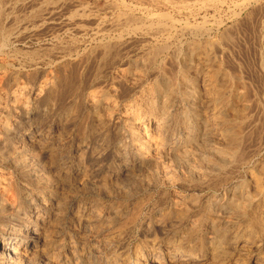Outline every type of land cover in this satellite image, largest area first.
Segmentation results:
<instances>
[{"label":"rangeland","instance_id":"1","mask_svg":"<svg viewBox=\"0 0 264 264\" xmlns=\"http://www.w3.org/2000/svg\"><path fill=\"white\" fill-rule=\"evenodd\" d=\"M5 1L6 0H0V12L2 13V14L0 13V31H1L0 32V40H1L0 41V64H1L0 65V115L1 116H7L10 119H12L11 121H13L12 126H13L14 130L9 132V134H4L3 132H0V147L2 145L4 146V147L2 146L0 148V177H1L0 178V263L1 264H3V263L11 264V261H9L10 257H11L10 253L15 251V249L17 248L18 245H20V249H23L26 252H28V249L32 245V243L35 244L37 242L38 239L36 237L35 238L32 237V239L34 238L36 240V242H31V240H28V243L27 244L25 243L28 239V238L26 239V237H25L26 231L27 230L31 231V230H29V228H31L30 226H32L33 227L32 230L34 229V231H35L36 225H37L36 221L34 220L36 215H34L35 210H34L32 205L35 203V204H38L40 206H44V208L42 209L43 211L41 212V214L43 215V214H45V212H44L45 207L50 208L49 205L53 201L52 198H55L57 196H58L59 201H60L61 206H62V212H60L61 215L60 214L58 215V216H60V217H58V218H60L58 221V223L60 222L59 223L60 226H58L56 228V226L53 225V228L52 227L50 228V226H49L46 229L48 231L50 230L48 232L49 234H51V235L53 234L52 235L53 236L52 237L53 238V244L51 246L54 248H52V253L53 254L56 253V255H59V260L61 261L62 264H88V263L89 264H111L112 261H115V258L117 256H120L121 258H125L129 264H135L136 263V261H135V253L136 252L135 251L137 249H139V250L146 249V251H147V249H148L147 246L151 245L152 248H154L156 250L158 249L159 251H162L164 244L169 239L172 238V239L177 240V239H181L183 237L184 238L188 237V235H189V237L186 239L187 241L184 240L186 242V244L182 247L183 250L185 252H190V251L197 252L196 249L198 251L203 250V248H205V247L204 246L202 247L203 243L201 242V237L204 234L203 233L204 227L203 228L199 227L198 229L196 228V230H198V231H196L195 229L190 231V226L188 225L187 219H185V218L182 219L179 216V214L176 211H174L176 209H174L170 205H172L176 199H177L176 201L181 200L180 202H182L183 206H186V207H184V209L189 213V215L196 217L198 214H201V213L205 214L204 211L206 208L205 207L206 202L209 199H211V197L213 195L220 194L221 192H223L224 188L229 186V184L232 181L244 179L245 176L247 175V173H249L250 169L253 170V171L252 170L251 171L254 172V174L262 177V180H264V113H263L264 112V110H263L264 109V65L262 66V64H264V16H263L264 10L263 9L261 10L258 6H253V7L250 6L249 8H247V10H244L245 12L243 11L241 13V15L239 16L240 19L239 18L238 19H232L230 17V12H229L230 10L227 8H224L225 10L223 9L217 13H214V14L212 12H210L207 15V18H209L210 21H214V20L216 21V19H217V21H219L218 19H220V21H222V26H221L220 31L210 32V36H211L210 38H212V40H215L216 42L218 41V46L215 47V49L213 51V53L216 52V53H218V55H216V53H215V54H213V57H214V55H216L217 58H216V56L214 58L219 59V60L216 61V59L214 60V58H213L214 61L212 60L211 62H214L215 64L211 63V62H210L211 64L209 63L208 69L210 71L207 69L205 72V75H206V73H208L210 76L207 74L208 76H206V77L208 79H210L217 72L216 70H218V69H221V71L223 70L224 73L225 72L227 73V74L225 73L226 78L224 79V81L222 80L220 82V90H218L216 87L211 86L212 88L208 89V91H207L208 97L210 94L214 96L215 93H217L218 91H222L221 92L223 94L222 104L228 105V107L225 110L226 113H224L225 117H227L226 114H228V117L225 118V123L228 126H231L233 128L235 126H238L234 129H235L236 133H238L239 135L242 134L241 135L242 137L237 135L239 140H241V138H242V140H241L242 142L238 141V144L240 143L242 146H240V145L239 146L242 149H244L243 151H245V153H243V151L241 149V152L243 153L244 157L247 160V161L245 160L247 165L244 163L242 165L237 166V168L235 167L233 169V172H231L229 174L230 175L229 177H231V181L230 182L228 181L226 184H224V186L221 184H218V180L213 178L210 186H207V188L206 187L204 188L202 186V187L196 188L195 190L191 189V188H189V190H188V188L183 187L181 182H177V181L176 182L174 181L175 183H173V186H172V182L170 184H166L167 187H166V185H160V184L156 185L153 182V180H151L152 175H151V173H149L150 172L149 168L144 169V170H146L145 173L143 172L144 170H139V171L137 170L136 171L134 169H129V171L126 172L124 175L119 173L120 169H121L119 165L121 164L122 161H120V160L116 161L114 156H115V153L118 151L117 148L119 147V144H120L118 142V138L120 139V136L122 133V128L124 127L122 122H119V123L113 122L112 123V122H109V120L107 119V123L109 122V125L107 123H105L104 125L106 126V128L108 127V129L106 130L102 124L101 126H103L104 128L101 126H98L97 127L98 129L101 128L100 130H98L93 126L94 121L91 122L92 118L90 117V114L87 112V110L85 108V97H86L87 93H89V91H91L92 89L93 90H96V89L101 90V88H102L103 91H105V89H106V91H105L106 93L109 94V92H110V94L113 93L112 95L116 94L117 96L116 95H114V96L117 99L120 98L119 99L120 100L119 104H121L120 108H123V106H124L123 103H127L125 101V98H128V96L130 95L129 96L130 99L134 98L133 100L138 101L140 106H142L141 109H143V111H146V108L148 105V101H147L148 91L150 90L151 86L152 87L154 86V83L156 82L155 80L157 78L155 76L156 74L153 73L154 71H152L151 69H147V68L144 69V65H143L142 61L144 59L145 52H143L141 50H144L148 43L150 45H152V44H154L155 41L153 39L150 40L149 37L143 36L142 34L141 35L137 34V36L133 35V37L131 36L129 38H126L127 42L128 41L129 42H128V44L126 43L127 45L125 44V48H124L123 43L119 44V46H116V48H114L112 54L110 55L111 57H108V60H106V61L100 57V54L97 53L98 51H95L96 53L95 52L93 53L94 55L96 54L95 57H93L94 56L93 54H92V56L89 55L90 51H88V50H93L94 46H96V43H97L96 41H98V39L95 37L94 29H96L97 25L100 23L99 21L102 20L104 23L108 24L110 22V20H112V18H114L115 15H117L116 11L118 12L117 9H113V7H111V6L115 5L114 7L116 8V5H118L120 3V1L122 2L123 0H120V1L119 0H58V1L57 0H54V1L53 0H7L6 2ZM117 1H119V2H117ZM126 1H128V3L131 2L130 0H126ZM114 2H116V3H114ZM14 3H15V6H13ZM70 3L71 4L73 3V4L71 5ZM74 3H75V5H74ZM51 4H52V6H51ZM10 6H11V8H10ZM12 6H13V8H12ZM1 9H2V11H1ZM80 10H81V12H80ZM157 11L159 12L161 10H157ZM165 11L167 13L170 12L169 14H171V16H173L176 19L179 18V20H185L184 15H181L179 13L177 14V12L175 14V12H173V11L172 12L174 14H172L171 11L163 10V12H165ZM7 12H8V14H7ZM79 12H80V14H78ZM224 13H228V14H226L227 16ZM23 14L25 16H23ZM211 14H213L215 16H213ZM90 15H91V17H90ZM211 16H213L215 19H212L213 17H211ZM220 17L221 18L223 17V19H221ZM40 18H41V20H40ZM238 20L241 24L238 22ZM11 21H13V22H11ZM235 21H237V22H235ZM76 28H78V29H76ZM236 28H238V29H236ZM12 29L13 30L15 29L14 30L15 32ZM7 30L8 31L11 30V32H8ZM109 30H110V28H107L106 31L108 32V35L110 37L115 36L117 34V32H119V31H116L114 29H111V31H109ZM4 31H7L8 33L7 32L5 33ZM75 32H77V33H75ZM9 33H11V34H9ZM219 33H220V35H223V36L226 35V33H227V35L225 37H223V36H220ZM5 34L6 35L8 34L11 39H9L8 42H6L5 46H3L1 43L5 37ZM23 34H26V35H23ZM193 36L194 35L192 33L185 32V33H183V35H180L176 38L175 42L172 44L171 49L169 50V53L166 55L167 57L163 58L164 61L168 60L167 58H169V61L174 62V63H171V62L168 63V61H165L163 63V60L160 61V62H162L161 63L162 66H163V64H166V65H164V67L161 66L162 70H164V72H165V73L163 72L164 75L165 76L167 75L166 77H168V78H169V76L174 77V75H177V73L180 71V69L186 70L185 68L188 69V70H186V72L192 71L190 73L187 72L189 75L192 73L196 74L198 72V71H195V68H192V67L198 65L197 62H195V61L194 62L192 61V63L189 62V64H188L189 66H185V64L188 62L182 61V59H179L177 57L178 53L175 51V50L179 49V47H180V50L182 51V53H181L182 56L184 53H187L186 49H188L190 47L189 44L193 45L195 43V37H193ZM2 37H3V39H2ZM94 37H95V41H94ZM220 37H222L221 40H220ZM217 38H218V40H216ZM223 38H225V39H223ZM249 38H251V39H249ZM136 39H137V41H136ZM143 39H144V41H143ZM146 39H148V40H146ZM229 39H230V41H229ZM126 40H123V42H126ZM145 40L147 43L145 42ZM149 40H150V42H149ZM219 41H221V42H219ZM254 41H255V43H254ZM72 42H74V44ZM94 42H95V45H94ZM142 42H144V43H142ZM179 42H180V44H179ZM186 42H188V43H186ZM74 45L77 46V48ZM121 45H122V48H121ZM72 46H74V47H72ZM54 47H55V49H54ZM69 47L70 48L72 47L71 48L72 52L69 51ZM118 47L120 49H118ZM115 49H116L117 54L114 52ZM139 49H141L140 51L143 52L144 55L139 51ZM65 50H67V52ZM119 50H121V51H119ZM122 50H123L124 54L122 53ZM132 51H134V52H132ZM63 52L65 55L63 54ZM78 52L79 53L81 52V53L79 54ZM75 53H77V54H75ZM114 53H115V55L113 56ZM120 53H122V54H120ZM170 53H171V55H170ZM173 53L175 55H172ZM69 54H71V55H69ZM249 54H251V55H249ZM83 56L84 57L86 56V59ZM87 57H88V59H87ZM112 57L115 59H112ZM170 58H172V59H170ZM99 60L101 62L103 60V63H101ZM109 60H112V61L110 62ZM114 60H115V62H114ZM174 60H176V61H174ZM177 60L180 62H177ZM229 60H230V62H228ZM113 62L115 65H113ZM167 63H168V66H171V65H173V66L168 67ZM176 63H177V65H176ZM179 63H180V66H178ZM67 64H68V66H67ZM108 64L109 65L112 64V65L109 66ZM183 65L185 66L184 68H182ZM219 65H221L220 66L221 68L219 67ZM118 66H120V67H118ZM251 66H254V67H251ZM122 67H123L124 71H123ZM168 68H169V70L165 71V69L167 70ZM135 69H137V70L135 71ZM176 69L177 70L179 69V70L177 71ZM229 69H231V70H229ZM147 70H148V72H147ZM97 71H98V73H97ZM121 71H123V72H121ZM126 71L129 72L128 75L131 76L132 79L129 78ZM134 71L136 73H134ZM141 71H142V73H141ZM231 71H232V73H231ZM170 72L171 73L174 72L175 74L173 73L174 74L173 75ZM123 73H125V74H123ZM131 74H133V75H131ZM136 74L139 76H137ZM195 74H194V76H192V75H190V76L195 78L198 86L200 85V87L197 88L198 92L196 91V95H197L196 103H197V106L199 105L201 107L200 108L198 106L199 107L198 109H201L204 112L205 111L208 112L209 109L212 108V106L214 107V105H213L214 103L213 102L210 103L208 99L210 98L212 101L213 98L209 97L208 99H205V98H204V100L202 99L203 97H201V96H204V93H205V92L203 93V91H204L203 88L201 89V82L200 81L202 79V76L200 75L199 72L196 75ZM211 74H212V76H211ZM118 75H120L121 78ZM199 76H201V77H199ZM134 77L137 78V80H135ZM152 77H154V78H152ZM113 78H115V79L117 78V79L115 80ZM138 79H141V80H138ZM150 79H151V81H150ZM245 79H247V80H245ZM78 80H80V81H78ZM140 81H142L141 84H143V86L142 85L140 86V83H139ZM149 81H150V83H149ZM153 81H155V82H153ZM227 81L230 83H228ZM45 82H49L52 87L49 85V89H48L49 91L46 90L47 93L46 92L42 93L41 97L39 98L40 100H38V102L35 104V106H33L31 108V111L29 114L27 113V111H28L27 108H23L20 104H13L14 102L12 100V94L17 95V94H19V92L21 90L37 89V88H39L40 85H42ZM52 82L54 83L53 85L51 84ZM70 82H71V84H70ZM82 83L85 86L82 85ZM226 83L228 86L227 85L225 86ZM3 84H5V85H3ZM131 84H132V86H131ZM148 84H149V86H148ZM87 85L90 87H88ZM103 86H104V88H103ZM133 86L134 87L136 86V89H134ZM222 86H224V88H222ZM91 87H92V89H91ZM97 87H99V88H97ZM215 88L218 91H216ZM130 89H131V91H130ZM83 90H84V92H83ZM140 90H141V92H140ZM143 90H144V92H143ZM201 91H202V93H201ZM224 91H226L225 93H227V94L223 93ZM230 92H232V93H230ZM143 94H145V95L147 94L146 97ZM224 94H225V97H224ZM126 95H127V97H126ZM135 95L138 96L139 98L138 97L136 98ZM230 95H232V96H230ZM81 96H83L84 98ZM80 97H81V99H80ZM82 99H84V100H82ZM141 99H142V101H139ZM55 100H57V101H55ZM197 100H198V102H197ZM231 101H232V104H231ZM204 102H206V103H204ZM201 103H204V104H201ZM209 103H210V106H209ZM218 104L220 105V103H218ZM205 106H206V108H205ZM207 106L209 108H207ZM77 107H79V110ZM25 109H27V110H25ZM73 109L76 110V113L74 112V114H73V111H75V110H73ZM77 111L79 112V114ZM229 111L232 113H230ZM237 111H238V113H236ZM227 112H229L230 114ZM69 113H70V115H69ZM87 113L89 114L90 118L88 117ZM258 115H260V116H258ZM70 116H71V118H70ZM78 117L80 118V120H78L79 119ZM235 118H238V120L236 121ZM72 119L74 120L73 122H75L74 124H72L73 123ZM77 120H78V123H77ZM242 121L244 123H242ZM148 122L149 121L147 120L146 124L150 125L151 123H148ZM228 122H231V123L228 124ZM110 123L113 125H111ZM116 124L118 127H115ZM241 125H242L243 129H242ZM34 126L38 127V129L45 134H49V133L51 134L52 133V134H55L56 136L58 135L57 137L60 138L61 145L65 148L66 151L71 150V152L74 154L75 153L76 154L80 153L79 155L83 154L84 161L82 163H83V165H85V167L87 166L86 168L89 171V174L91 172V174H92L91 179L87 180L85 177H83V178L79 177L78 180L75 179V181L67 182L66 186H64L63 189L60 190V192H58L57 189L54 187V185L57 184V180L48 183L47 180H45V179H47L48 176L51 175L50 174V172H51L50 171V164H49V161H50L49 160L50 159L49 152L45 151V150L42 151V149H40V147L37 146V144L34 142H33L34 144L32 142L30 144V142H27L26 139H24V142L22 141V138H26V137L28 138L29 135L27 133L30 130V128H32ZM91 130L99 131L100 133H104L105 135H107V138L109 139V143L111 145L109 144L108 146L102 147V144H101L102 141H101V139H99V136L97 135L98 133L94 134L95 136L92 134L91 135L92 137L90 136L88 138H85V136L88 135L89 131H91ZM119 131H120V133H119ZM108 132H109V134H108ZM118 134H119V136H118ZM97 136H98V138H97ZM114 139H116V141H114ZM249 140H251V141H249ZM113 141H114V143H112ZM223 141L224 140L221 137L220 138L218 137V142L222 143ZM247 142L250 143V145H248ZM88 143H89V145H88ZM5 144L8 146H5ZM85 145H87V146H85ZM34 147H37V148L39 147V151H37L38 149L34 148ZM104 147H105V149H104ZM9 148L12 150L9 151L8 150ZM16 150H17V152H16ZM100 151H101V153H100ZM248 152H249V154H248ZM20 155H22V156L20 157ZM35 155H36V157H35ZM37 157H38V159H36ZM48 157H49V159H48ZM17 159H19V160H17ZM23 159L26 160V162ZM40 160L42 162H36V161H40ZM126 161L129 163H132L133 158L129 157L128 159H126ZM22 164H24V165L22 166ZM41 164H42V166H41ZM45 165H47V166H45ZM246 166H248V167H246ZM253 168H255V169H253ZM173 171L174 172L176 171L175 174L171 171V169H170V173H169L173 177H171L168 174V176H170V178H172V179L173 178L175 180H177L178 178L183 179V177L185 176L184 172H181L182 170H180V168H178V169L176 168V170H173ZM42 173L44 174V176ZM147 173H149L150 175ZM262 174H263V176H262ZM1 175L4 177H2ZM110 175H113V176L115 175L118 177L115 179V176L111 178ZM139 175L140 176L142 175L143 177L142 176L140 177ZM120 177H121V180H120ZM130 177H132V178H130ZM147 177L150 179H148ZM214 179L217 180V183ZM145 180H146V182H145ZM37 182H39V183H37ZM80 182H82L81 185L79 184ZM106 182H108V184ZM152 182H153V185H149V183L152 184ZM86 183H88V184H86ZM177 183L180 184L181 186L178 185ZM68 184H71L70 187H68L69 186ZM212 184H215V185H212ZM105 185H107L108 188H107V186L104 187ZM43 186L44 187L46 186V187L44 188ZM86 188H88V189H86ZM1 190H4V192ZM61 198L63 199V201L61 200ZM63 203H64V205H63ZM92 209L94 212H97V213L99 212L102 215L103 222L100 223L101 225L99 224L100 226L97 225L96 228L94 227V229L85 228V227L83 228V226L80 223H78V221L74 218V214L77 213L78 211L84 212L85 214L86 213L90 214L92 212ZM96 210H98V211H96ZM112 210H114V211H112ZM197 211H198V213H197ZM40 220H42V216H40ZM237 222L238 221H236L235 227L231 228V230H230L231 232L228 231V233L230 232V234H228L229 240L233 239L232 237H235L236 234H239V230L243 231L245 229V225L243 227L242 224H244V223H242V221L240 222V224H237ZM106 223H107V225H106ZM240 225H241V227H240ZM238 227H239V230H237ZM235 228H236L237 232H236ZM98 229H99V231H98ZM199 229H201V230H199ZM54 231H56V233ZM185 231H186V233H185ZM190 233L193 235H191ZM201 233H203V234H201ZM260 236H259L260 247H258L257 249H255V247H252L250 244H248V246L246 247L247 249H243L244 252L243 251L241 252V251H239L238 247L234 248L233 245L231 244L232 245V246L230 245L231 253H233L235 255V257L238 255H239L238 256L239 258L244 257L243 259L246 260V261L244 260V262H246V264H249V263L253 264L251 262L252 260L255 261V259L257 257L260 258L261 256L264 255V234H260ZM191 237H193L194 239L190 243V242H188V240H190ZM80 238H81V240H80ZM95 240L96 241L100 240L104 244H106V243L109 244L111 246L112 250H114V251L113 252L112 251H101V254H99V253L97 254L95 252L93 255L94 257H93L91 254L92 251L90 252V249H91V244L93 242H96ZM193 244H195L193 246L194 248H192ZM240 253H241V255H240ZM99 255L100 256L102 255V259ZM89 257L91 260L89 259ZM105 257L107 258V261L105 260ZM97 258H99V259H97ZM92 260H96V261H93V263H91L90 261H92ZM24 263L25 264H47L46 261L43 260V257L40 254L35 255V256H32V255L28 256V259L27 260L24 259L22 261V263H20V264H24ZM238 263H240V262H238ZM238 263H235V260H234V261H232V263H228V264H238Z\"/></svg>","mask_w":264,"mask_h":264},{"label":"bare ground","instance_id":"2","mask_svg":"<svg viewBox=\"0 0 264 264\" xmlns=\"http://www.w3.org/2000/svg\"><path fill=\"white\" fill-rule=\"evenodd\" d=\"M7 1V0H6ZM5 1V2H6ZM54 1V0H53ZM52 1V2H53ZM58 1V0H57ZM120 1V0H119ZM117 1V2H119ZM131 2L123 0L116 8L114 6L113 9H117V15H115L112 20L108 24L104 23L100 20L99 24L97 25L95 31V37L98 39L96 41V46H94L93 50L90 51L89 55L95 51L100 54V57L103 60H108V57H111L114 48L119 46V44L123 43L124 48L127 42L126 38L133 37V35L142 34L143 36H147L153 39L155 42L154 44L149 45L147 44L144 50L139 49V51L145 52V56L143 59L144 69H151L154 71L156 75V82L154 86L150 88L148 91V105L146 111L141 109L142 106L138 103V101L133 100L134 98L130 99V95L128 98H125L127 103H123V108H120L121 104H119V99H117L114 95L106 93L102 90H93L92 87L91 91L87 93L85 97V108L87 112L90 114L91 122L94 121V127L98 129V126H103L107 130L108 127L104 125L107 123V119L109 122H122L123 128L120 139L118 138L119 147L117 148L118 151L115 153V160L122 161L120 166L121 174H125L129 171V169L134 170H144L145 168H149L153 182L156 185H166L177 182H181L184 188H191L196 189L198 187H206L210 186L212 179L215 178L218 180V184L224 186L228 181H231V177H229L230 173L233 172V169L239 165L246 164V158L244 157L243 151L238 144V141L242 142V134L236 133L235 129L231 126H228L225 123L224 113H226V108L228 107L227 104H222L223 94L220 90V82L226 78V74L221 71V69L216 70L217 72L212 76V78L208 79L206 76L209 74L205 72L209 67V63L213 60V58L218 55H214L213 51L215 47L218 46V41L212 40L210 38V32L212 31H220L222 26V21H210L207 18V15L212 12L217 13L224 8L229 9L230 17L232 19H238L241 13L244 10H247L250 6H258L261 10H264V0H130ZM10 2V1H9ZM15 2V1H14ZM17 2V1H16ZM35 2V1H34ZM38 2V1H37ZM41 2V1H40ZM75 2V1H74ZM112 2V1H111ZM32 3V2H31ZM78 3V2H77ZM76 3V4H77ZM116 3V2H114ZM7 4V3H6ZM30 4V3H29ZM48 4V3H47ZM50 4V3H49ZM71 4V3H70ZM73 4V3H72ZM71 4V5H72ZM41 5V4H40ZM58 5V4H57ZM75 5V3H74ZM109 5V4H108ZM15 6V3L14 5ZM12 6V8H13ZM52 6V4H51ZM5 7V6H4ZM80 7V6H79ZM11 8V6H10ZM30 8V7H29ZM44 8V7H43ZM42 8V9H43ZM73 8V7H72ZM87 8V7H86ZM109 8V7H108ZM82 9V8H81ZM4 10V9H3ZM27 10V9H26ZM54 10V9H53ZM111 10V9H110ZM161 10V11H157ZM163 10L177 12V14L184 15L185 20H179L171 16V14L167 13ZM225 10V9H224ZM260 10V11H261ZM2 11V9H1ZM60 11V10H59ZM64 11V10H63ZM71 11V10H70ZM87 11V10H86ZM89 11V10H88ZM38 12V11H37ZM41 12V11H40ZM81 12V10H80ZM80 12L78 14H80ZM85 12V11H84ZM172 12V14H174ZM227 12V11H226ZM245 12V11H244ZM247 12V11H246ZM256 12V11H255ZM1 13V12H0ZM16 13V12H15ZM89 13V12H88ZM253 13V12H252ZM2 14V13H1ZM6 14V13H5ZM8 14V12H7ZM33 14V13H32ZM211 14V15H213ZM225 15L228 13H224ZM261 14V13H260ZM22 15V14H21ZM38 15V14H37ZM73 15V14H72ZM95 15V14H94ZM220 15V14H219ZM255 15V14H254ZM257 15V14H256ZM23 16H25L23 14ZM31 16V15H30ZM114 16V15H113ZM179 16V15H178ZM215 16V15H213ZM211 16V17H213ZM227 16V15H226ZM264 16V15H263ZM6 17V16H5ZM33 17V16H32ZM44 17V16H43ZM91 17V15H90ZM100 17V16H99ZM106 17V16H105ZM176 17V16H175ZM250 17V16H249ZM2 18V17H1ZM17 18V17H16ZM19 18V17H18ZM85 18V17H84ZM221 18V17H220ZM226 18V17H225ZM261 18V17H260ZM30 19V18H29ZM65 19V18H64ZM70 19V18H69ZM79 19V18H78ZM212 19H215L214 17ZM223 19V17L221 18ZM240 19V18H239ZM36 20V19H35ZM41 20V18H40ZM87 20V19H86ZM99 20V19H98ZM74 21V20H73ZM93 21V20H92ZM232 21V20H231ZM253 21V20H252ZM13 22V21H11ZM224 22V21H223ZM226 22V21H225ZM237 22V21H235ZM239 22V20H238ZM77 23V22H76ZM89 23V22H88ZM240 23V22H239ZM248 23V22H247ZM16 24V23H15ZM25 24V23H24ZM29 24V23H28ZM87 24V23H86ZM235 24V23H234ZM238 24V23H237ZM236 24V25H237ZM241 24V23H240ZM11 25V24H10ZM23 25V24H22ZM70 25V24H69ZM95 25V24H94ZM227 25V24H226ZM229 26V25H228ZM23 27V26H22ZM25 27V26H24ZM47 27V26H46ZM66 27V26H65ZM245 27V26H244ZM251 27V26H250ZM9 28V27H8ZM107 28L114 29L117 32L115 36L110 37L108 32L106 31ZM3 29V28H2ZM5 29V28H4ZM78 29V28H76ZM235 29V28H234ZM238 29V28H236ZM6 30V29H5ZM13 30V29H12ZM15 30V29H14ZM13 30V31H14ZM73 30V29H72ZM80 30V29H79ZM113 30V31H114ZM226 30V29H225ZM244 30V29H243ZM256 30V29H255ZM258 30V29H257ZM8 31V30H7ZM7 31H4L5 33ZM12 31V32H13ZM78 31V30H77ZM92 31V30H91ZM1 32V31H0ZM3 32V31H2ZM8 32H11L8 31ZM7 32V33H8ZM15 32V31H14ZM115 32V31H114ZM185 32L192 33L195 37V43L189 44L190 47L187 50V53H184L183 56L181 55L182 51L179 49L175 50L178 55L179 59L182 61H187L188 63L185 66H189V62L192 61L197 62L198 65L192 68H195V71H198L202 76L201 79V89L203 88L204 96L202 99H208L212 97V101L209 98L210 103H214V107L209 109V111H203L198 109L196 99V91L200 85H197V81L195 78L191 77L186 70L187 68L180 69L177 75H174V72H170L174 75V77H166L164 75V70H162L161 65L164 57L166 58L169 50L172 47V44L175 42L176 38L180 35H183ZM223 32V31H222ZM236 32V31H235ZM250 32V31H249ZM68 33V32H67ZM77 33V32H75ZM112 33V32H111ZM215 33V32H214ZM244 33V32H243ZM255 33V32H254ZM2 34V33H1ZM11 34V33H9ZM17 34V33H16ZM20 34V33H19ZM18 34V35H19ZM69 34V33H68ZM113 34V33H112ZM216 34V33H215ZM249 34V33H248ZM247 34V35H248ZM259 34V33H258ZM22 35V34H21ZM26 35V34H23ZM75 35V34H74ZM190 35V34H189ZM220 35V33H219ZM227 35V33H226ZM226 35H220L225 37ZM17 36V35H16ZM29 36V35H28ZM217 36V35H216ZM215 36V37H216ZM230 36V35H229ZM254 36V35H253ZM256 36V35H255ZM87 37V36H86ZM94 37V41H95ZM252 37V36H251ZM258 37V36H257ZM135 38V37H134ZM146 38V37H145ZM182 38V37H181ZM188 38V37H187ZM191 38V37H190ZM3 39V37H2ZM11 39L9 35L5 34V37L2 41V45L5 46L6 42ZM64 39V38H63ZM86 39V38H85ZM138 39V38H137ZM136 39V41H137ZM142 39V38H141ZM192 39V38H191ZM222 37H220V40ZM225 39V38H223ZM227 39V38H226ZM234 39V38H233ZM251 39V38H249ZM67 40V39H66ZM90 40V39H89ZM126 40V42H123ZM139 40V39H138ZM148 40V39H146ZM145 40V42H146ZM149 40V42H150ZM181 40V39H180ZM184 40V39H183ZM218 40V38L216 39ZM1 41V40H0ZM57 41V40H56ZM60 41V40H59ZM131 41V40H130ZM141 41V40H140ZM144 41V39H143ZM186 41V40H185ZM193 41V40H192ZM224 41V40H223ZM230 41V39H229ZM15 42V41H14ZM71 42V41H70ZM89 42V41H88ZM189 42V41H188ZM186 42V43H188ZM221 42V41H219ZM244 42V41H243ZM74 44V42H72ZM71 43V44H72ZM144 43V42H142ZM147 43V42H146ZM184 43V42H183ZM223 43V42H222ZM247 43V42H246ZM255 43V41H254ZM126 44V45H127ZM132 44V43H131ZM180 44V42H179ZM238 44V43H237ZM241 44V43H240ZM58 45V44H57ZM77 45V44H76ZM95 45V42H94ZM134 45V44H133ZM145 45V44H144ZM176 45V44H175ZM222 45V44H221ZM220 45V46H221ZM234 45V44H233ZM261 45V44H260ZM9 46V45H8ZM44 46V45H43ZM75 46V45H74ZM72 46V47H74ZM80 46V45H79ZM93 46V45H92ZM140 46V45H139ZM182 46V45H181ZM235 46V45H234ZM258 46V45H257ZM47 47V46H46ZM58 47V46H57ZM71 47V48H72ZM77 48V46H75ZM143 47V46H142ZM223 47V46H222ZM221 47V48H222ZM247 47V46H246ZM260 47V46H259ZM2 48V47H1ZM30 48V47H29ZM62 48V47H61ZM68 48V47H67ZM69 47V51L71 49ZM93 48V47H92ZM122 48V45H121ZM123 48V49H124ZM136 48V47H135ZM144 48V47H143ZM55 49V47H54ZM58 49V48H57ZM64 49V48H63ZM74 49V48H73ZM91 49V48H90ZM118 49H120L118 47ZM117 49V50H118ZM130 49V48H129ZM174 49V48H173ZM185 49V48H184ZM219 49V48H218ZM232 49V48H231ZM237 49V48H236ZM242 49V48H241ZM248 49V48H247ZM252 49V48H251ZM43 50V49H42ZM61 50V49H60ZM125 50V49H124ZM136 50V49H135ZM224 50V49H223ZM63 51V50H62ZM67 52V50H65ZM85 51V50H84ZM121 51V50H119ZM127 51V50H126ZM125 51V52H126ZM140 51V52H141ZM172 51V50H171ZM185 51V50H184ZM217 51V50H216ZM31 52V51H30ZM52 52V51H51ZM72 52V51H71ZM76 52V51H75ZM116 53V49L114 51ZM134 52V51H132ZM143 52H141L143 54ZM248 52V51H247ZM37 53V52H36ZM62 53V52H61ZM79 53V52H78ZM81 53V52H80ZM79 53V54H80ZM87 53V52H86ZM85 53V54H86ZM96 53V52H95ZM113 54V56L115 55ZM123 53V50H122ZM120 53V54H122ZM7 54V53H6ZM15 54V53H14ZM17 54V53H16ZM42 54V53H41ZM64 54V52H63ZM77 54V53H75ZM84 54V53H83ZM117 54V53H116ZM124 54V53H123ZM224 54V53H223ZM228 54V53H227ZM243 54V53H242ZM241 54V55H242ZM40 55V54H39ZM46 55V54H45ZM52 55V54H51ZM65 55V54H64ZM71 55V54H69ZM74 55V54H73ZM82 55V54H81ZM94 55V54H93ZM96 55V54H95ZM95 55L93 57H95ZM140 55V54H139ZM144 55V54H143ZM171 55V53H170ZM169 55V56H170ZM172 55H175L174 53ZM251 55V54H249ZM67 56V55H66ZM77 56V55H76ZM79 56V55H78ZM119 56V55H118ZM136 56V55H135ZM138 56V55H137ZM248 56V55H247ZM3 57V56H2ZM5 57V56H4ZM9 57V56H8ZM24 57V56H23ZM84 57V56H83ZM97 57V56H96ZM75 58V57H74ZM86 59V56L84 57ZM83 58V59H84ZM90 58V57H89ZM99 58V57H98ZM97 58V59H98ZM121 58V57H120ZM141 58V57H140ZM217 58V56H216ZM214 58V60L216 59ZM228 58V57H227ZM244 58V57H243ZM262 58V57H261ZM45 59V58H44ZM55 59V58H54ZM61 59V58H60ZM88 59V57H87ZM93 59V58H92ZM100 59V58H99ZM112 59H115L112 57ZM118 59V58H117ZM172 59V58H170ZM16 60V59H15ZM37 60V59H36ZM101 60V59H100ZM99 60V61H100ZM103 60L101 63H103ZM139 60V59H138ZM213 60V61H214ZM219 59H216V61ZM254 60V59H253ZM262 60V59H261ZM29 61V60H28ZM27 61V62H28ZM60 61V60H59ZM81 61V60H80ZM84 61V60H83ZM110 62L112 60H109ZM122 61V60H121ZM173 61V60H172ZM176 61V60H174ZM234 61V60H233ZM247 61V60H246ZM96 62V61H95ZM109 62V63H110ZM115 62V60H114ZM113 62V65H115ZM118 62V61H117ZM123 62V61H122ZM139 62V61H138ZM177 62H180L177 60ZM230 62V60L228 61ZM84 63V62H83ZM107 63V62H106ZM167 63V66H168ZM174 63V62H171ZM184 63V62H183ZM190 63V64H191ZM214 63V62H211ZM210 63V64H211ZM222 63V62H221ZM232 63V62H231ZM250 63V62H249ZM5 64V63H4ZM11 64V63H10ZM56 64V63H55ZM77 64V63H76ZM105 64V63H104ZM118 64V63H117ZM142 64V63H141ZM215 64V63H214ZM218 64V63H217ZM1 65V64H0ZM58 65V64H57ZM62 65V64H61ZM90 65V64H89ZM92 65V64H91ZM101 65V64H100ZM109 65V64H108ZM110 64L109 66H111ZM177 65V63H176ZM175 65V66H176ZM213 65V64H212ZM241 65V64H240ZM264 64H262L263 66ZM23 66V65H22ZM68 66V64H67ZM106 66V65H105ZM123 66V65H122ZM162 66V67H161ZM173 66V65H171ZM168 66V67H171ZM180 66V63L179 65ZM183 65L182 68L185 67ZM214 66V65H213ZM217 66V65H216ZM221 65H219L220 67ZM260 66V65H259ZM12 67V66H11ZM104 67V66H103ZM120 67V66H118ZM133 67V66H132ZM212 67V66H211ZM218 67V66H217ZM235 67V66H234ZM233 67V68H234ZM239 67V66H238ZM254 67V66H251ZM102 68V67H101ZM174 68V67H173ZM216 68V67H215ZM221 68V67H220ZM4 69V68H3ZM59 69V68H58ZM72 69V68H71ZM86 69V68H85ZM119 69V68H118ZM121 69V68H120ZM123 69V67H122ZM126 69V68H125ZM133 69V68H132ZM131 69V70H132ZM171 69V68H170ZM178 69V70H179ZM263 69V68H262ZM57 70V69H56ZM63 70V69H62ZM98 70V69H97ZM112 70V69H111ZM137 69H135L136 71ZM139 70V69H138ZM169 68L165 71H168ZM177 70V69H176ZM177 70V71H178ZM209 70V69H208ZM225 70V69H224ZM231 70V69H229ZM58 71V70H57ZM76 71V70H75ZM87 71V70H86ZM96 71V70H95ZM124 71V69H123ZM121 71V72H123ZM129 71V70H128ZM134 71V73H136ZM173 71V70H172ZM210 71V70H209ZM214 71V70H213ZM227 71V70H226ZM260 71V70H259ZM74 72V71H73ZM93 72V71H92ZM101 72V71H100ZM118 72V71H117ZM127 72V71H126ZM140 72V71H139ZM148 72V70H147ZM146 72V73H147ZM164 72V73H163ZM192 72V71H190ZM189 72V73H190ZM197 72V73H198ZM215 72V71H214ZM249 72V71H248ZM14 73V72H13ZM82 73V72H81ZM88 73V72H87ZM98 73V71H97ZM96 73V74H97ZM131 73V72H130ZM142 73V71H141ZM196 73V74H197ZM232 73V71H231ZM18 74V73H17ZM28 74V73H27ZM49 74V73H48ZM47 74V75H48ZM51 74V73H50ZM121 74V73H120ZM125 74V73H123ZM129 72H127V75ZM170 74V75H171ZM195 74V73H194ZM194 74L192 76H194ZM195 74V75H196ZM208 74V75H207ZM251 74V73H250ZM90 75V74H89ZM88 75V76H89ZM108 75V74H107ZM133 75V74H131ZM137 75V74H136ZM146 75V74H145ZM150 75V74H149ZM154 75V74H153ZM169 75V74H168ZM172 75V76H173ZM229 75V74H228ZM227 75V76H228ZM95 76V75H94ZM115 76V75H114ZM120 76V75H118ZM129 76V75H128ZM135 76V75H134ZM139 76V75H137ZM154 76V77H155ZM199 76V77H201ZM210 76V75H209ZM235 76V75H234ZM239 76V75H238ZM15 77V76H14ZM35 77V76H34ZM33 77V78H34ZM45 77V76H44ZM87 77V76H86ZM97 77V76H96ZM101 77V76H100ZM142 77V76H141ZM140 77V78H141ZM152 77V78H154ZM255 77V76H254ZM94 78V77H93ZM121 78V76H120ZM123 78V77H122ZM131 78V76H129ZM235 78V77H234ZM233 78V79H234ZM248 78V77H247ZM13 79V78H12ZM101 79V78H100ZM115 79V78H113ZM117 79V78H116ZM115 79V80H116ZM125 79V78H124ZM132 79V78H131ZM135 80L137 78L134 77ZM200 79V78H199ZM92 80V79H91ZM107 80V79H106ZM119 80V79H118ZM123 80V79H122ZM130 80V79H129ZM141 80V79H138ZM153 80V79H152ZM198 80V79H197ZM230 80V79H229ZM242 80V79H241ZM247 80V79H245ZM80 81V80H78ZM151 81V79H150ZM149 81V83H150ZM199 81V80H198ZM5 82V81H4ZM23 82V81H22ZM50 82V81H49ZM49 82H45L39 86L37 89L31 90H21L19 94H12L13 104H20L23 108H27V113L29 114L31 108L35 106V104L40 100L43 92L49 89ZM54 82V81H53ZM51 83L52 85L54 83ZM61 82V81H60ZM74 82V81H73ZM92 82V81H91ZM99 82V81H98ZM124 82V81H123ZM127 82V81H126ZM133 82V81H132ZM142 81H140V86ZM145 82V81H144ZM147 82V81H146ZM228 82V81H227ZM232 82V81H231ZM11 83V82H10ZM9 83V84H10ZM76 83V82H75ZM101 83V82H100ZM99 83V84H100ZM230 83V82H228ZM7 84V83H6ZM71 84V82H70ZM78 84V83H77ZM88 84V83H87ZM146 84V83H145ZM152 84V83H151ZM224 84V83H223ZM245 84V83H244ZM5 85V84H3ZM82 85H84L82 83ZM115 85V84H114ZM227 83L225 84V86ZM239 85V84H238ZM51 86V85H50ZM74 86V85H73ZM81 86V85H80ZM85 86V85H84ZM83 86V87H84ZM88 86V85H87ZM100 86V85H99ZM132 86V84H131ZM149 86V84H148ZM216 87L217 93L215 95H209L208 97V89ZM228 86V85H227ZM243 86V85H242ZM246 86V85H245ZM52 87V86H51ZM90 87V86H88ZM101 87V86H100ZM58 88V87H57ZM95 88V87H94ZM99 88V87H97ZM104 88V86H103ZM125 88V87H124ZM136 89V86L134 87ZM138 88V87H137ZM224 88V86H222ZM244 88V87H243ZM71 89V88H70ZM85 89V88H84ZM90 89V88H89ZM115 89V88H114ZM128 89V88H127ZM13 90V89H12ZM81 90V89H80ZM123 90V89H122ZM145 90V89H144ZM143 90V92H144ZM148 90V89H147ZM146 90V91H147ZM212 90V89H211ZM228 90V89H227ZM233 90V89H232ZM260 90V89H259ZM49 91V90H48ZM87 91V90H86ZM108 91V90H107ZM121 91V90H120ZM131 91V89H130ZM210 91V90H209ZM213 91V90H212ZM211 91V92H212ZM84 92V90H83ZM141 92V90H140ZM198 92V91H197ZM210 92V93H211ZM224 91L223 93H225ZM233 92V91H232ZM230 92V93H232ZM239 92V91H238ZM47 93V92H46ZM202 93V91H201ZM207 93V94H206ZM241 93V92H240ZM248 93V92H247ZM251 93V92H250ZM249 93V94H250ZM82 94V93H81ZM130 94V93H129ZM133 94V93H132ZM199 94V93H198ZM206 94V95H205ZM227 94V93H225ZM224 94V97H225ZM257 94V93H256ZM83 95V94H82ZM128 95V94H127ZM126 95V97H127ZM141 95V94H140ZM145 95V94H143ZM142 95V96H143ZM145 95V97H146ZM248 95V94H247ZM254 95V94H253ZM4 96V95H3ZM14 96V97H13ZM51 96V95H50ZM117 96V95H116ZM124 96V95H123ZM122 96V97H123ZM136 96V95H135ZM141 96V97H142ZM232 96V95H230ZM66 97V96H65ZM77 97V96H76ZM75 97V98H76ZM83 97V96H81ZM80 97V99H81ZM125 97V96H124ZM123 97V98H124ZM138 96H136L137 98ZM144 97V96H143ZM243 97V96H242ZM84 98V97H83ZM139 98V97H138ZM229 98V97H228ZM263 98V97H262ZM50 99V98H49ZM143 99V98H142ZM139 100V101H142ZM258 99V98H257ZM53 100V99H52ZM84 100V99H82ZM201 100V99H200ZM224 100V99H223ZM226 100V99H225ZM230 100V99H229ZM250 100V99H249ZM7 101V100H6ZM57 101V100H55ZM60 101V100H59ZM122 101V100H121ZM144 102V101H143ZM198 102V100H197ZM200 102V101H199ZM220 103V105L218 103ZM228 102V101H227ZM83 103V102H82ZM121 103V102H120ZM206 103V102H204ZM201 103V104H204ZM209 103V106H210ZM226 103V102H225ZM230 103V102H229ZM246 103V102H245ZM147 104V103H146ZM200 104V105H201ZM232 104V101H231ZM242 104V103H241ZM257 104V103H256ZM65 105V104H64ZM207 105V104H206ZM219 105V106H218ZM235 105V104H234ZM37 106V105H36ZM80 106V105H79ZM230 106V105H229ZM21 107V108H22ZM83 107V106H82ZM232 107V106H231ZM254 107V106H253ZM79 110V107H77ZM76 108V109H77ZM201 108V107H200ZM206 108V106H205ZM207 108H209L207 106ZM236 108V107H235ZM262 108V107H261ZM25 109V110H27ZM81 109V108H80ZM246 109V108H245ZM75 110V109H73ZM83 110V109H82ZM81 110V111H82ZM229 110V109H228ZM238 110V109H237ZM264 110V109H263ZM72 111V110H71ZM236 111V110H235ZM4 112V111H3ZM6 112V111H5ZM70 112V111H69ZM76 113V110L73 111ZM78 112V111H77ZM144 112V113H143ZM230 112V111H229ZM227 112V113H229ZM262 112V111H261ZM87 113V114H88ZM232 113V112H230ZM229 113V114H230ZM235 113V112H234ZM238 113V111L236 112ZM235 113V114H236ZM240 113V112H239ZM248 113V112H247ZM264 113V112H263ZM72 114V115H73ZM79 114V112H78ZM88 114V117H89ZM242 114V113H241ZM258 114V113H257ZM4 115V114H3ZM11 115V114H10ZM70 115V113H69ZM84 115V114H83ZM239 115V114H238ZM237 115V116H238ZM255 115V114H254ZM263 115V114H262ZM240 116V115H239ZM260 116V115H258ZM30 117V116H29ZM62 117V116H61ZM83 117V116H82ZM89 117V118H90ZM230 117V116H229ZM236 117V116H235ZM250 117V116H249ZM71 118V116H70ZM79 118V117H78ZM87 118V117H86ZM231 118V117H230ZM229 118V119H230ZM240 118V117H239ZM244 118V117H243ZM253 118V117H252ZM32 119V118H31ZM76 119V118H75ZM232 119V118H231ZM236 121L238 118H235ZM241 119V118H240ZM239 119V120H240ZM254 119V118H253ZM261 119V118H260ZM7 116L0 115V132L4 134H9L12 130H14L11 121ZM80 120V118L78 119ZM77 120V123H78ZM111 120V121H110ZM151 123L150 125L146 124V121ZM228 120V119H227ZM242 120V119H241ZM240 120V121H241ZM74 120L72 119V122ZM233 121V120H232ZM235 121V120H234ZM256 121V120H255ZM109 122L107 123L109 125ZM73 122L72 124H74ZM114 123V124H115ZM231 122H228V124ZM242 123H244L242 121ZM249 123V122H248ZM90 124V123H89ZM93 124V123H92ZM111 124V123H110ZM121 124V123H120ZM236 124V123H235ZM259 124V123H258ZM63 125V124H62ZM113 125V124H111ZM239 125V124H238ZM83 126V125H82ZM101 126V127H103ZM78 127V126H77ZM81 127V126H80ZM85 127V126H84ZM91 127V126H90ZM103 127V128H104ZM110 127V126H109ZM113 127V126H112ZM115 127H118L117 124ZM114 127V128H115ZM120 127V126H119ZM242 127V125H241ZM245 127V126H244ZM258 127V126H257ZM86 128V127H85ZM100 128V127H99ZM111 128V127H110ZM246 128V127H245ZM250 128V127H249ZM256 128V127H255ZM78 129V128H77ZM95 129V130H96ZM101 129V128H100ZM98 129V130H100ZM239 129V128H238ZM243 129V127H242ZM252 129V128H251ZM86 130V129H85ZM91 130L89 134L85 136V138L90 137L92 134H97L99 139H101V144L103 146H108L109 139L107 135L104 133H100L99 131ZM104 130V129H103ZM240 130V129H239ZM102 131V130H101ZM247 131V130H246ZM72 132V131H71ZM87 132V131H86ZM106 132V131H105ZM238 132V131H237ZM242 132V131H241ZM107 133V132H106ZM120 133V131H119ZM254 133V132H253ZM29 136L28 138H22L27 140V142L36 143L40 149L48 151L50 154V159L48 157L49 164H50V174L48 176L47 182H53L57 180V184L54 187L57 189L58 192L66 186L67 182L78 180L79 177H85L87 180H90L92 174L87 170V166L83 165L84 156L79 154H74L70 151H66L65 148L61 145V140L55 134H45L41 132L38 127H32L27 133ZM57 134V133H56ZM84 134V133H83ZM109 134V132H108ZM245 134V133H244ZM11 135V134H10ZM241 136V140L238 139V136ZM252 135V134H251ZM7 136V135H6ZM95 136V135H94ZM97 136V138H98ZM119 136V134H118ZM244 136V135H243ZM246 136V135H245ZM249 136V135H248ZM247 136V137H248ZM255 136V135H254ZM17 137V136H16ZM70 137V136H69ZM82 137V136H81ZM80 137V138H81ZM92 137V136H91ZM218 137L222 138L224 141L222 143L218 142ZM19 139V138H18ZM90 139V138H89ZM17 140V139H16ZM74 140V139H73ZM83 140V139H82ZM92 140V139H91ZM253 140V139H252ZM5 141V140H4ZM20 141V140H19ZM89 141V140H88ZM100 141V140H99ZM116 141V139H114ZM114 141L112 143H114ZM251 141V140H249ZM259 141V140H258ZM257 141V142H258ZM3 142V141H2ZM6 142V141H5ZM26 142V141H25ZM63 142V141H62ZM91 142V141H90ZM111 142V141H110ZM33 143V144H34ZM100 143V142H99ZM246 143V142H245ZM248 143V142H247ZM67 144V143H66ZM97 144V143H96ZM243 144V143H242ZM89 145V143H88ZM92 145V144H91ZM95 145V144H94ZM99 145V144H98ZM111 145V144H110ZM113 145V144H112ZM117 145V144H116ZM115 145V146H116ZM240 145V146H239ZM250 145V143H248ZM3 146V145H2ZM1 146V147H2ZM5 146H8L5 144ZM87 146V145H85ZM0 147V148H1ZM4 147V146H3ZM17 147V146H16ZM39 147L37 148L39 151ZM84 147V146H83ZM252 147V146H251ZM75 148V147H74ZM89 148V147H88ZM98 148V147H97ZM116 148V147H115ZM247 148V147H246ZM83 149V148H82ZM105 149V147H104ZM241 149L243 153L241 152ZM9 151L12 149H8ZM258 150V149H257ZM4 151V150H3ZM6 151V150H5ZM102 151V150H101ZM100 151V153H101ZM247 151V150H246ZM17 152V150H16ZM29 152V151H28ZM41 152V151H40ZM76 152V151H75ZM87 152V151H86ZM114 152V151H113ZM259 152V151H258ZM42 153V152H41ZM44 153V152H43ZM253 153V152H252ZM87 154V153H86ZM249 154V152H248ZM11 155V154H10ZM16 155V154H15ZM48 155V154H47ZM252 155V154H251ZM9 156V155H8ZM22 155H20L21 157ZM45 156V155H44ZM17 157V156H16ZM36 157V155H35ZM34 157V158H35ZM129 157L133 158V162L129 163L126 161ZM30 158V157H29ZM33 158V159H34ZM47 158V157H46ZM86 158V157H85ZM113 158V159H114ZM250 158V157H249ZM38 159V157L36 158ZM42 159V158H41ZM91 159V158H90ZM19 160V159H17ZM22 160V159H21ZM24 160V159H23ZM132 160V159H131ZM246 160V161H245ZM26 162V160H24ZM35 161V160H34ZM119 161V162H120ZM259 161V160H258ZM261 161V160H260ZM36 162H42L36 161ZM15 163V162H14ZM116 163V162H115ZM253 163V162H252ZM36 164V163H35ZM44 164V163H43ZM9 165V164H8ZM20 165V164H19ZM24 164H22L23 166ZM247 165V164H246ZM21 166V167H22ZM42 166V164H41ZM44 166V165H43ZM47 166V165H45ZM49 166V165H48ZM263 166V165H262ZM242 167V166H241ZM248 167V166H246ZM176 168H180L181 172H184L185 176L183 179L174 180L170 175V169L175 174L173 170ZM243 168V167H242ZM39 169V168H38ZM49 169V168H48ZM47 169V170H48ZM255 169V168H253ZM152 170V171H151ZM248 170V169H247ZM250 169L249 173L245 176L244 179L232 181L229 186L223 187L224 191L220 194L213 195L211 199L206 202L205 205V214H198L196 217L190 216L189 213L184 209L182 202L174 201L171 207H173L174 211H176L179 216L183 219H187L188 225L190 226V231L196 228L198 229L204 227V234L201 237L202 247L204 246L203 250L198 251H190L185 252L183 250V246L186 244L184 240L188 237H183L181 239H167L168 241L164 244L162 251L158 249L152 248L151 245L147 246L146 249H137L135 252V264H228L232 263L235 260V263L240 262L241 264H246L244 262L245 259L239 258L238 256L235 257L233 253L230 251V245L232 244L234 248L239 249V251H243V249H247L246 247L250 244L252 247L257 249L260 247V234H264V180L262 177L254 174V172ZM259 170V169H258ZM257 170V171H258ZM17 171V170H16ZM146 170L143 172L145 173ZM256 171V172H257ZM21 172V171H20ZM135 172V171H134ZM178 172V171H177ZM131 173V172H130ZM133 173V172H132ZM142 173V172H141ZM147 173V174H149ZM172 173V174H173ZM43 174V173H42ZM48 174V173H47ZM129 174V173H128ZM168 174L170 176H168ZM183 174V175H184ZM38 175V174H37ZM118 175V174H117ZM150 175V174H149ZM2 176V175H1ZM44 176V174H43ZM115 176V175H114ZM110 175V177H114ZM128 176V175H127ZM134 176V175H133ZM140 176V175H139ZM138 176V177H139ZM142 176V175H141ZM140 176V177H141ZM263 176V174H262ZM4 177V176H2ZM38 177V176H37ZM94 177V176H93ZM118 176H115V179ZM143 177V176H142ZM177 177V176H176ZM180 177V176H179ZM239 177V176H238ZM1 178V177H0ZM36 178V177H35ZM39 178V177H38ZM126 178V177H125ZM132 178V177H130ZM145 178V177H144ZM143 178V179H144ZM148 178V177H147ZM3 179V178H2ZM34 179V178H33ZM150 179V178H148ZM147 179V180H148ZM171 179V180H170ZM214 179V180H215ZM82 180V179H81ZM118 180V179H117ZM121 180V177H120ZM130 180V179H129ZM173 180V181H172ZM217 180L216 183H217ZM84 181V180H83ZM175 181V182H174ZM77 182V181H76ZM146 182V180H145ZM149 183V185H153ZM39 183V182H37ZM82 182L79 184L81 185ZM108 184V182H106ZM35 184V183H34ZM55 184V183H54ZM88 184V183H86ZM104 184V183H103ZM154 184V185H155ZM178 184V183H177ZM5 185V184H4ZM15 185V184H14ZM45 185V184H44ZM69 185V186H68ZM67 186L70 187L71 184ZM83 185V184H82ZM85 185V184H84ZM128 185V184H127ZM146 185V184H145ZM180 185V184H178ZM215 185V184H212ZM211 185V186H212ZM105 185L104 187H106ZM132 186V185H131ZM181 186V185H180ZM5 187V186H4ZM44 187V186H43ZM46 187V186H45ZM44 187V188H45ZM53 187V188H54ZM114 187V186H113ZM117 187V186H116ZM149 187V186H148ZM167 187V185H166ZM3 188V187H2ZM6 188V187H5ZM4 188V189H5ZM103 188V187H102ZM108 188V186H107ZM112 188V187H111ZM121 188V187H120ZM135 188V187H134ZM213 188V187H212ZM42 189V188H41ZM55 189V190H56ZM65 189V188H64ZM84 189V188H83ZM88 189V188H86ZM106 189V188H105ZM130 189V188H129ZM128 189V190H129ZM165 189V188H164ZM216 189V188H215ZM85 190V189H84ZM109 190V189H108ZM187 190V189H186ZM4 192V190H1ZM31 191V190H30ZM29 191V192H30ZM43 191V190H42ZM53 192V191H52ZM104 192V191H103ZM140 192V191H139ZM130 193V192H129ZM63 195V194H62ZM131 195V194H130ZM2 196V195H1ZM20 196V195H19ZM51 196V195H50ZM60 196V195H59ZM174 196V195H173ZM176 196V195H175ZM179 196V195H178ZM202 196V195H201ZM53 197V196H52ZM61 197V196H60ZM79 197V196H78ZM124 197V196H123ZM8 198V197H7ZM31 198V197H30ZM148 198V197H147ZM177 198V197H176ZM10 199V198H9ZM53 201L50 203V208L45 207V214H41L43 211L42 209L44 206H40L38 204H33L34 208V215L36 221V230L26 231V244L28 240L31 242H36L34 239L35 237L38 239L35 244L29 247L28 252L23 249H20V245L17 246L15 251L10 253V260L11 264H20L25 259H28V256H35L40 254L43 257V260L46 261L47 264H62L59 260V255L52 253L53 244V234H49L46 228L50 226L53 228V225L60 226V222L58 223L59 219L58 216L60 212H62V206L59 201L58 196L52 198ZM181 199V198H180ZM63 201V199L61 198ZM132 200V199H131ZM207 200V199H206ZM173 201V200H172ZM13 203V202H12ZM40 203V202H39ZM83 203V202H82ZM100 203V202H99ZM201 204V203H200ZM64 205V203H63ZM103 205V204H102ZM115 205V204H114ZM130 205V204H129ZM133 206V205H132ZM48 207V206H47ZM65 207V206H64ZM76 208V207H75ZM170 208V207H169ZM196 208V207H195ZM172 209V208H171ZM160 210V209H159ZM200 210V209H199ZM15 211V210H14ZM98 211V210H96ZM114 211V210H112ZM134 212V211H133ZM196 212V211H195ZM175 213V212H174ZM198 213V211H197ZM132 214V213H131ZM61 215V214H60ZM147 215V214H146ZM175 215V214H174ZM177 215V214H176ZM40 216H42V220H40ZM73 216V215H72ZM139 216V215H138ZM153 216V215H152ZM74 218L80 223L83 228H96L97 225L103 222L102 215L98 212H92L90 214L80 212L74 214ZM156 218V217H155ZM158 218V217H157ZM179 218V217H178ZM74 219V220H75ZM115 219V218H114ZM75 220V221H76ZM105 220V219H104ZM34 221V222H35ZM128 221V220H127ZM237 224H240L242 221L243 227L245 225V229L243 231L239 230V234H236L233 239H228V234H230L231 228L235 227ZM108 222V221H107ZM134 222V221H133ZM159 222V221H158ZM116 223V222H115ZM105 224V223H104ZM27 225V224H26ZM31 225V224H30ZM101 225V224H100ZM99 225V226H100ZM107 225V223H106ZM109 225V224H108ZM127 225V224H126ZM129 225V224H128ZM62 226V225H61ZM167 226V225H166ZM35 227V226H34ZM241 227V225H240ZM39 230V231H38ZM52 230V229H51ZM201 230V229H199ZM203 230V229H202ZM236 230V228H235ZM236 230V232H237ZM99 231V229H98ZM101 231V230H100ZM120 231V230H119ZM137 231V230H136ZM173 231V230H172ZM189 231V230H188ZM198 231V230H196ZM228 231H230L228 233ZM56 233V231H54ZM93 233V232H92ZM162 233V232H161ZM186 233V231H185ZM194 233V232H193ZM235 233V232H234ZM191 234V233H190ZM20 235V234H19ZM76 235V234H75ZM84 235V234H83ZM193 235V234H191ZM233 235V234H232ZM93 236V235H92ZM98 236V235H97ZM32 237H34L32 239ZM83 237V236H82ZM89 237V236H88ZM145 237V236H144ZM171 237V236H170ZM230 237V236H229ZM261 237V236H260ZM56 239V238H55ZM193 237L188 240L191 243L193 241ZM196 239V238H195ZM81 240V238H80ZM96 241V240H95ZM187 241V240H186ZM105 242V241H104ZM13 244V243H12ZM69 244V243H68ZM85 245V244H84ZM195 244L192 245L194 248ZM231 245V246H232ZM197 246V245H196ZM119 247V246H118ZM198 248V247H197ZM254 249V250H255ZM13 250V249H12ZM54 250V249H53ZM75 250V249H74ZM92 251V256L96 252L97 254H101V251H114L112 250L109 244H104L102 241L97 240L91 244L90 252ZM238 251V250H237ZM248 251V250H247ZM246 251V252H247ZM74 252V251H73ZM244 252V251H243ZM103 253V252H102ZM27 254V255H26ZM29 254V255H28ZM90 254V255H91ZM241 255V253H240ZM251 255V254H250ZM66 256V255H65ZM96 256V255H95ZM100 256V255H99ZM94 257V256H93ZM92 257V258H93ZM102 259V255L100 256ZM255 257V256H254ZM31 258V257H30ZM33 258V257H32ZM88 258V257H87ZM247 258V257H246ZM90 259V257H89ZM99 259V258H97ZM248 259V258H247ZM30 260V259H29ZM39 260V259H38ZM91 260V259H90ZM107 261V258L105 257ZM86 261V260H85ZM92 260L90 261L93 263ZM246 261V260H245ZM4 262V261H3ZM75 262V261H74ZM253 264H264V255L260 258H256L255 261H251ZM70 263V262H69ZM98 263V262H97ZM100 263V262H99ZM238 263V264H240ZM1 264V263H0ZM5 264V263H3ZM25 264V263H24ZM89 264V263H88ZM111 264H129L125 258H121L117 256L115 261H112ZM250 264V263H249Z\"/></svg>","mask_w":264,"mask_h":264}]
</instances>
